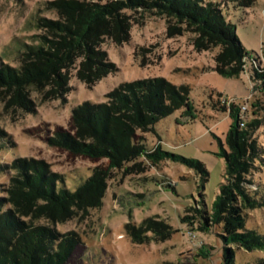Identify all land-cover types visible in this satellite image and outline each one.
<instances>
[{
  "label": "rangeland",
  "instance_id": "374dc122",
  "mask_svg": "<svg viewBox=\"0 0 264 264\" xmlns=\"http://www.w3.org/2000/svg\"><path fill=\"white\" fill-rule=\"evenodd\" d=\"M50 0H0V55L17 65L14 41L31 42L36 16L54 17L46 9ZM225 19L236 27L237 38L247 50L240 73L223 76L215 70L220 45L199 49L194 25L156 10L131 11L129 38L120 44L105 38L100 48L116 70L93 86L81 83L74 71L64 97L48 100L29 90L25 110L11 102L0 86V183L7 185L16 170L15 159L32 158L57 175L56 183L75 190L94 174L107 172L103 203L82 217L56 224L58 231L77 235L70 256L63 264H224L225 247L234 249L236 264H264V246L227 244L220 224L205 223L202 213L224 182L222 152L234 112L238 127L252 123V139L259 148L245 182L249 195L264 201V89L252 68L264 69V0H213ZM129 13V12H127ZM161 76L188 88V104L159 119L154 130L143 133L144 152L134 160L112 167L108 157L89 156L51 142L58 131L73 133L71 109L85 100L104 101L105 93L120 82ZM236 106L234 108V106ZM244 108V109H243ZM157 149L203 164L200 169L169 158L150 157ZM0 193V196H4ZM244 229L264 236V204L244 208ZM190 220L182 221L183 217ZM164 221L173 230L164 239L133 243L124 224L137 225L146 218ZM148 237L155 234L146 233Z\"/></svg>",
  "mask_w": 264,
  "mask_h": 264
},
{
  "label": "trees",
  "instance_id": "16d2710c",
  "mask_svg": "<svg viewBox=\"0 0 264 264\" xmlns=\"http://www.w3.org/2000/svg\"><path fill=\"white\" fill-rule=\"evenodd\" d=\"M213 0H50L46 9L54 17L36 16L31 42L14 41L17 65L12 66L0 55V86L6 87L11 102L21 109L32 107L28 91L39 92L48 100L64 97L69 91L73 71L86 86H93L116 70L107 52L100 48L105 38L115 44L126 42L132 22L131 11H145L185 20L195 27L199 49L220 45L215 57V70L223 76H237L245 64L246 49L236 34V27L223 16ZM129 12V13H127ZM264 59V42L261 47ZM264 89V69H251ZM188 88L161 76L120 82L105 93V100H85L71 109L73 133L58 131L51 142L71 147L94 157H108L111 166L134 160L145 150L143 133L154 130L159 119L188 104ZM234 106V105H233ZM236 106H234L235 108ZM230 122L222 152L225 161L224 182L212 200L209 211L202 213L204 222L220 224L226 245L264 246V236L244 229V208L262 206L264 201L249 195L247 176L259 148L252 137V123L238 127L236 115ZM169 158L206 172L201 162L157 149L149 154ZM16 170L8 184L0 183V264H63L77 244V235L58 231L55 226L71 218L82 217L89 209L103 203L107 172L95 169L91 177L75 190L57 185V175L32 158L15 159ZM7 165L0 163V171ZM183 222L190 220L184 216ZM125 234L133 243L160 240L173 231L164 221L146 218L137 225L126 222ZM152 231L155 236L148 237ZM234 249L225 247L224 264L234 262Z\"/></svg>",
  "mask_w": 264,
  "mask_h": 264
},
{
  "label": "built area",
  "instance_id": "2783aa9c",
  "mask_svg": "<svg viewBox=\"0 0 264 264\" xmlns=\"http://www.w3.org/2000/svg\"><path fill=\"white\" fill-rule=\"evenodd\" d=\"M244 109V108H243Z\"/></svg>",
  "mask_w": 264,
  "mask_h": 264
}]
</instances>
